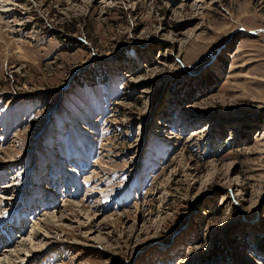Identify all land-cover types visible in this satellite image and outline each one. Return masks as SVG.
I'll list each match as a JSON object with an SVG mask.
<instances>
[{
  "label": "rangeland",
  "instance_id": "374dc122",
  "mask_svg": "<svg viewBox=\"0 0 264 264\" xmlns=\"http://www.w3.org/2000/svg\"><path fill=\"white\" fill-rule=\"evenodd\" d=\"M2 4L0 238L50 243L23 264H264V0Z\"/></svg>",
  "mask_w": 264,
  "mask_h": 264
},
{
  "label": "bare ground",
  "instance_id": "6f19581e",
  "mask_svg": "<svg viewBox=\"0 0 264 264\" xmlns=\"http://www.w3.org/2000/svg\"><path fill=\"white\" fill-rule=\"evenodd\" d=\"M2 1L3 0H0V18H3L4 16V14H7L6 15V17H11V16H13V10L9 7V6H7V4L5 5V4H2ZM5 1H7V0H5ZM7 3V2H6ZM1 12H3V13H1ZM3 14V15H2ZM21 19H23V17L21 18ZM17 25H19V23H18V20H17V22L13 25V27H14V31H16L15 29H16V26ZM13 32V31H12ZM20 32V31H19ZM192 134H195V132H193ZM86 142V141H85ZM85 144H88V148H89V150L92 148V146H89V143H85ZM14 184V183H13ZM13 186V185H12ZM50 187L51 186H48L46 189H42V192H44V193H46L47 191L48 192H50ZM70 188V187H69ZM52 189V188H51ZM66 200H69V199H66ZM50 202V201H49ZM84 204V203H83ZM68 205H70V204H68ZM83 206V205H82ZM54 207V206H53ZM100 208V207H99ZM96 211H101V209H95ZM20 210H18V211H16L15 213H13V214H5V215H0V224H2L1 223V220L4 218H6V217H11L12 218V220H14V221H16L14 218H17L18 216H20L21 215V213L19 212ZM56 212H58V213H60V219H57L59 222H60V225L65 221V218H66V214H64L65 212L64 211H62V209L61 208H59L58 209V211L57 210H53V211H51L50 213L48 212V211H46V212H44L45 214L44 215H46V214H49V216H47L46 218H44L42 221H40V226L42 227V225H43V227L45 226V228H46V230L49 232V230L48 229H50L48 226H49V220H48V218H51V217H57V213ZM55 213H56V215H55ZM75 213V212H74ZM51 216V217H50ZM64 218V219H63ZM56 220V221H57ZM20 220H18L17 219V221H16V223L15 224H17L18 225V222H19ZM90 221V220H89ZM88 221V222H89ZM62 222V223H61ZM66 222V221H65ZM87 222V223H88ZM85 222H83V224H84ZM90 223V224H89ZM88 224H85V225H90L89 227L90 228H95V227H97V225L95 226V221L93 220V221H91V222H89ZM19 225H20V223H19ZM69 225H71V223L69 224ZM82 225V224H81ZM16 226V225H15ZM58 226V225H57ZM48 227V228H47ZM35 229V228H34ZM51 230V229H50ZM38 233V234H37ZM2 235V234H1ZM16 236V235H15ZM36 236V238H34ZM40 236H41V234L39 235V232H36V229L33 231V230H31V232H30V234L28 235V240H34L35 241V243H34V245L32 246V247H30V245H29V242H27V241H18L17 243H15V244H17V246H15L14 247V245H8V243H5V242H7V241H3V239L2 238H0V246H1V249L0 250H3V251H5L4 252V256H5V258H3V259H1L0 258V264H11V263H13V264H20V263H22V261H24V260H30V256H27V254L28 255H31L30 253H35V252H33V250H35V249H38L39 247H44V246H47L48 244H50V243H48V239H46L48 236H44V239H42V238H40ZM40 238V239H39ZM15 239V238H14ZM2 240V241H1ZM45 240V241H44ZM11 241H12V239H11ZM10 242V241H9ZM2 245L4 246V249L2 248ZM19 246V247H18ZM48 247V246H47ZM46 247V248H47ZM50 250H48V249H46V250H44V253H46L47 254V252H49ZM27 253V254H26ZM25 256H27L26 257V259L25 258H23V257H25ZM34 256H36V254H34ZM5 259H7L8 260V262H6V260ZM17 261H19V263L17 262ZM21 261V262H20ZM24 263V262H23ZM22 263V264H23Z\"/></svg>",
  "mask_w": 264,
  "mask_h": 264
}]
</instances>
